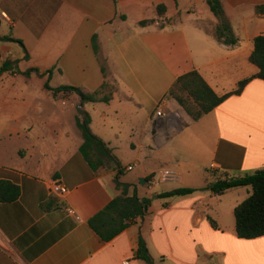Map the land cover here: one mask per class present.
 <instances>
[{"label": "crops", "instance_id": "1", "mask_svg": "<svg viewBox=\"0 0 264 264\" xmlns=\"http://www.w3.org/2000/svg\"><path fill=\"white\" fill-rule=\"evenodd\" d=\"M221 1L233 46L213 36L217 19L206 0H0V36L23 42L0 40V65L18 59L21 72L38 69L0 71V181L20 189L13 201L0 198V264H146L135 256L140 238L153 264H264V235L235 233L238 201L224 218L222 195L235 188L218 195L206 187L224 172L264 166V80L250 79L196 121L167 93L191 70L218 95L258 72L249 56L264 34V13L255 11L264 0ZM45 82L90 93L106 82L98 97L109 98L81 102ZM157 107L166 117L155 121ZM78 109L109 148L96 170L79 150ZM114 179L151 201L105 241L88 219L120 193ZM55 181L64 195L50 191ZM179 187L195 191L154 197Z\"/></svg>", "mask_w": 264, "mask_h": 264}, {"label": "trees", "instance_id": "2", "mask_svg": "<svg viewBox=\"0 0 264 264\" xmlns=\"http://www.w3.org/2000/svg\"><path fill=\"white\" fill-rule=\"evenodd\" d=\"M115 1V0H114ZM206 3L217 19V24L213 30L215 39L225 45L233 46L238 42L234 35L230 22L225 15L221 0H206ZM165 6L158 5L157 12L161 14ZM257 13H264V4L255 7ZM149 20H142L139 24H146ZM1 41H13L23 46L22 40L11 35L0 36ZM92 48L96 53L98 46L96 36L92 37ZM25 58L28 54L25 50ZM249 61L255 64L258 72L239 81L238 86L232 92L218 95L204 80L197 70H191L179 75L168 89V95L194 120L200 119L203 115L212 111L227 96L238 94L244 85L252 78L264 80V34H259L254 38V48L249 56ZM18 59H5L0 65V71L13 69L29 76L32 71H38L37 68H28L20 71L17 65ZM50 72V70H48ZM47 89L54 92L64 90L74 92L81 102H95L98 100L107 101L109 93L98 97L99 92L109 89L108 83H103L101 89L97 92H85L81 87L61 85L55 88L44 83ZM80 115L75 116V123L80 129L83 141L79 147L84 159L89 166L96 170L104 163V157H108L109 148L106 144L94 135L89 127L90 117L82 109H78ZM225 169V167H223ZM226 171V170H225ZM115 185L120 188V193L115 195L107 205L88 219L89 226L103 239L110 240L130 223L137 218H141L146 213V207L149 205L150 198H139L136 193L128 195V185L114 179ZM249 186L251 191L249 195L233 209L235 221V233L238 238L253 239L264 235V166L255 169L251 173L231 176L224 172V176H217L209 180L207 188L218 195L224 194L227 190L237 187ZM195 191L191 187H179L166 192L159 193L154 197H171L191 194ZM20 194L19 186L16 183L1 180L0 198L3 201H13ZM207 219L213 228H217V223L209 215ZM135 256L142 259L146 264H153L152 257L147 251L146 244L142 238L139 239Z\"/></svg>", "mask_w": 264, "mask_h": 264}, {"label": "rangeland", "instance_id": "3", "mask_svg": "<svg viewBox=\"0 0 264 264\" xmlns=\"http://www.w3.org/2000/svg\"><path fill=\"white\" fill-rule=\"evenodd\" d=\"M195 124H193L192 126H195ZM253 171L254 170H251L249 173H251ZM129 174H131V173H129ZM247 189L250 190V187L249 186L237 187L235 189H231L230 191H228L227 193L222 195L223 197H222L221 207H223V211L225 214L224 215L225 220L228 217L227 215H228L229 209H231V205H233V203H236V201H238L240 203L241 201H243L247 197V195H248V194H246ZM230 218H232L231 212H230Z\"/></svg>", "mask_w": 264, "mask_h": 264}, {"label": "built area", "instance_id": "4", "mask_svg": "<svg viewBox=\"0 0 264 264\" xmlns=\"http://www.w3.org/2000/svg\"><path fill=\"white\" fill-rule=\"evenodd\" d=\"M154 115H155V121L158 120V119H163L166 117V113L163 111L162 108L160 107H157L155 112H154ZM132 166H128V169H131ZM164 174L166 175H172V172L169 171V170H165L164 171ZM50 191L54 194H57L59 196H62L64 195L66 192H67V188L60 182L58 181H55L51 184L50 186ZM70 212H72V210H69ZM124 264H128L127 261L123 262Z\"/></svg>", "mask_w": 264, "mask_h": 264}, {"label": "water", "instance_id": "5", "mask_svg": "<svg viewBox=\"0 0 264 264\" xmlns=\"http://www.w3.org/2000/svg\"><path fill=\"white\" fill-rule=\"evenodd\" d=\"M143 181V180H142Z\"/></svg>", "mask_w": 264, "mask_h": 264}]
</instances>
